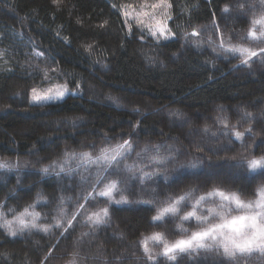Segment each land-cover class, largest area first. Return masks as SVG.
<instances>
[{"label": "trees", "instance_id": "obj_1", "mask_svg": "<svg viewBox=\"0 0 264 264\" xmlns=\"http://www.w3.org/2000/svg\"><path fill=\"white\" fill-rule=\"evenodd\" d=\"M157 1L0 0V163L10 165L0 168V224L27 208L39 213L38 226L52 225L15 236L0 227V264H233L203 251L169 261L151 241L150 261L140 241L163 233L172 242L206 227L181 217L214 189L247 201L264 186V170L241 163L264 156V41L248 38L264 0H166L172 39L127 29L123 7ZM231 46L258 55L245 65L225 51ZM59 84L77 93L31 103L33 88ZM125 140L132 149L118 165L79 160ZM157 146L168 157L162 164L150 160ZM144 172L152 175L141 179ZM114 180L113 201L97 195ZM188 192L176 216L153 220ZM121 195L127 202L115 203ZM105 207L107 223L87 222ZM239 264H264V255Z\"/></svg>", "mask_w": 264, "mask_h": 264}, {"label": "snow or ice", "instance_id": "obj_2", "mask_svg": "<svg viewBox=\"0 0 264 264\" xmlns=\"http://www.w3.org/2000/svg\"><path fill=\"white\" fill-rule=\"evenodd\" d=\"M54 2H56V0H54ZM152 7L158 8L161 7V5H153ZM166 7H171V5H166ZM228 10L229 9L225 7L224 11L227 12ZM143 15L147 16L148 13L145 12ZM149 19H152V17L149 16ZM137 23L142 24L143 21L137 18ZM257 25L260 26L259 34H257ZM169 31L166 23L163 26L157 25L155 30L149 26V34L153 37H157V34H159L160 37L168 39L169 37L165 33ZM193 34L195 35L197 33L194 32ZM248 38L264 41V16L252 21V27L249 30ZM87 47L88 49H91V45H88ZM225 51L232 52L233 54L238 53L242 58L241 63L245 65L249 64V60L252 57L258 55L256 51L242 46H231L226 48ZM261 52H264V49H261ZM40 55H42V53ZM66 91V87H58L55 90L48 89L44 93H39L33 88L32 100L33 102L40 103L51 99L62 98ZM111 99L115 100L116 98L113 97ZM205 131H208V129L205 128ZM248 131H251V129ZM233 135L237 140H241L244 133L235 131ZM131 149L132 145L130 141L125 140L122 144H117L112 148L101 149L100 155L95 157L90 153H80L79 160L82 162V165L102 163L106 167H112L114 164L118 165ZM156 151L157 154L151 156L150 160L157 164L164 163L168 157H162L159 155L158 146ZM70 158L76 159L77 154L72 153ZM241 163H246L247 168L253 173L264 170V156L242 161ZM191 166L195 167L196 165ZM9 167L10 165L7 162L0 163V168ZM63 170L64 168L61 167V171ZM42 171L47 173L49 169L44 168ZM151 175L152 173L144 172L141 179H143V177L150 178ZM97 182L99 183L100 181L98 180ZM118 191H120L118 182L114 180L106 184L97 195L100 197H106L108 201H113V193ZM257 196L258 198L256 200L246 202L240 198L238 193H226L220 189H214L206 195L199 196L192 204V210L187 212L181 217V219L189 220L194 217L200 224L207 226L200 231L193 232L191 236L187 238L178 239L172 242H169L163 233H152L151 235L144 237V239L140 241V244L143 247L146 258L150 261L154 260V257L151 254V249L149 248L150 241L162 245V251L159 255L173 262L177 261V258L181 255H187L191 258L194 253L199 254L201 251L205 253L216 252L221 254L229 262H233V264H239L241 258L250 256L253 252H259L261 255H264V186L258 188ZM212 197H219L221 203L218 205V208H209L207 210L209 215L207 216L198 215L197 208ZM191 198V192L175 198L166 206L158 209L157 215L153 217V220L160 221L167 215L176 216L180 211L179 206ZM85 199H87V197ZM126 202L127 198L123 195H121L119 200H115V203L118 204ZM231 204L235 205V209L228 208L226 212V205ZM80 207L83 208L84 205H80ZM232 211H242L243 214L230 215ZM0 216H2V214H0ZM26 216H31L32 220L26 221ZM108 216V208L105 207L89 215L87 217V222L91 223L93 227H98L107 223ZM38 217L39 213H30L26 208L24 212L15 216L14 220H5L3 224H0V227H6L13 236L16 235L17 231H23L29 227H40V229L45 232L49 231L52 225L38 226L35 223ZM210 217H218L219 222L211 223L209 219ZM73 219H75V217H73ZM14 222L18 225L17 228H13ZM68 226H72L71 221L68 222ZM55 227H61L59 220L56 221ZM65 231H67V229H65ZM84 235H87V233ZM72 264H75L74 260L72 261Z\"/></svg>", "mask_w": 264, "mask_h": 264}, {"label": "rangeland", "instance_id": "obj_3", "mask_svg": "<svg viewBox=\"0 0 264 264\" xmlns=\"http://www.w3.org/2000/svg\"><path fill=\"white\" fill-rule=\"evenodd\" d=\"M153 5H161V7L153 8L152 7ZM166 5H169L166 0H158L156 3L146 4V5L140 6V7H135V6L123 7L121 11H122V15H123V18L125 20V24H126L127 29L132 30L133 28H137L141 32H144L146 35H148L149 37L154 39L155 41H161V40L166 41V40L172 39L173 35H172L171 31L165 33L169 37L168 39H164L163 37H160L159 34H157V37H153L149 34V26H151L152 29L155 30L157 25L163 26L166 23L167 29L169 30V26H168L169 7H166ZM145 12L148 13L147 16L143 15V13H145ZM149 16H151L152 19H149ZM137 18L139 20L143 21V23L142 24L137 23ZM58 87H66V86L59 84V85L49 86L48 88H45V89H36V90L39 93H44L48 89L55 90ZM76 93H77V91H75V90L71 91L67 88V91L65 92V94L62 98L51 99V100H48L45 102H40V103H55V102L61 101L67 95H70V94L74 95ZM30 101H31V103H37V102H33V100H32V91L30 93ZM226 174H233V172H231V170H230V172H226ZM257 198H258V196L255 197L254 199L247 200V201H254ZM209 200H214V201L208 202V204L206 202V204L204 206V211L202 210V213H203V215L205 214V216L209 215L208 211H207L209 208H218V205L221 203L219 197H212ZM228 208L235 209V205L234 204L226 205V208H225L226 212H227ZM237 214H243V212L242 211H239V212L238 211H232L230 213V215H237ZM209 219L210 220L214 219V221L212 223L219 222L218 217H210Z\"/></svg>", "mask_w": 264, "mask_h": 264}]
</instances>
